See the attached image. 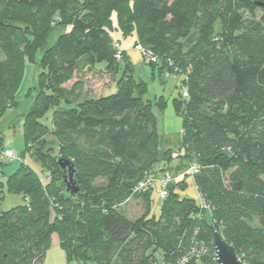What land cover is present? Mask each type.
I'll return each instance as SVG.
<instances>
[{"label": "trees", "instance_id": "16d2710c", "mask_svg": "<svg viewBox=\"0 0 264 264\" xmlns=\"http://www.w3.org/2000/svg\"><path fill=\"white\" fill-rule=\"evenodd\" d=\"M113 32L134 35L133 47L157 58L147 64L161 76L177 74V89L187 86V99L178 92L172 100L179 146L159 152L154 109L166 100L145 97L148 87L132 74L125 49L114 59L112 42L121 40ZM27 62L36 73L20 114L24 151L49 176L21 162L0 181L1 194L5 188L24 200L0 209V264H43L54 238L66 261L79 264H151L156 252L176 261L197 241L207 253L184 264H217L211 226L245 264H264V0H0V119L19 104ZM85 66L118 73L115 92L67 90ZM46 134L58 140L53 150L44 148ZM59 158L72 162L78 191L67 190ZM191 163L207 208L181 194ZM163 171L174 180L155 216L153 188L132 189ZM129 197L146 201L134 220L117 209Z\"/></svg>", "mask_w": 264, "mask_h": 264}, {"label": "rangeland", "instance_id": "374dc122", "mask_svg": "<svg viewBox=\"0 0 264 264\" xmlns=\"http://www.w3.org/2000/svg\"><path fill=\"white\" fill-rule=\"evenodd\" d=\"M260 15V11H257ZM113 37H120L122 44L132 46L135 40L134 35H130L127 38H122L120 33L113 32ZM135 49V48H134ZM141 55V54H140ZM40 56V51L37 52V57ZM131 59V58H130ZM131 59V72L135 78L143 81L147 87L148 92L146 98L153 99L154 97L163 96L166 100L165 107L160 109H154V112L157 116V128L158 134L165 132H175L181 126V116H178L174 110L173 98L178 97V89L174 87V83L177 82L176 78H164L158 73L157 69L147 64L145 58L141 55L139 61H133ZM88 68V67H87ZM34 70V72H33ZM90 72V73H89ZM33 73H36V67L27 62L25 65V72L21 81V85L16 93L19 100L17 107L10 109L6 114L0 119V145L2 147H10L17 151L18 158L11 161H6L4 164H0V170L3 171V174L0 176V181L4 182L8 174L12 173L21 162H24L25 165L29 166L34 172L43 178L47 179L49 172L45 171L40 162H38L30 151H24L26 148L24 134L22 129L21 113L24 112L29 105L28 99L25 98L28 87L32 84ZM82 74H76L75 78H82V86L80 89L77 88L76 93H79V97L84 95H96L100 92L101 89L107 87V85L114 79V74L112 73H102L101 71H96L91 68L87 70H82ZM35 77V74H34ZM73 78L66 82L65 88H68L72 82ZM108 88V87H107ZM115 84L107 89L104 95H108L112 92H115ZM91 92V94H89ZM62 107H66L61 104ZM53 109H49L45 116L43 117V123L47 126L51 125ZM13 122V126H8L9 123ZM43 139L44 148L49 151L53 150L54 146L58 144V140L51 134H46ZM41 141V140H40ZM64 157V156H63ZM47 173V174H46ZM171 173V172H170ZM102 182L101 179L95 181V183ZM158 184L155 183L151 192V204L150 212L151 215L158 216L160 211V197ZM188 196H192V193H187ZM0 209L7 210L15 206L21 205L24 203L21 195L17 193L7 192L5 188L1 194L0 192ZM118 211L123 213L129 219H136L144 214L147 210L146 201L142 197H129L124 202L117 206ZM156 256L159 259L160 252H156ZM43 264H79L74 260L69 262L66 261L65 254L63 249L54 242L51 243V246L46 250Z\"/></svg>", "mask_w": 264, "mask_h": 264}, {"label": "built area", "instance_id": "2783aa9c", "mask_svg": "<svg viewBox=\"0 0 264 264\" xmlns=\"http://www.w3.org/2000/svg\"><path fill=\"white\" fill-rule=\"evenodd\" d=\"M113 47V57L116 61H120L122 59L123 55V48L119 41H113L112 42ZM134 48L145 58L146 62H156L157 58L150 50L145 49L141 45L137 44L134 46ZM171 64V62H170ZM189 69H187V72ZM164 78H177V74H174L172 72H164ZM181 79L187 80V74H180ZM178 92L181 95V97L187 99L188 98V89L187 86L184 84H181L178 88ZM18 158V153L16 150L10 148V147H2L0 145V162H6L11 161L13 159ZM199 167L196 163H191L188 165L187 169L183 171V173H188L189 178L192 179L194 174L197 173ZM1 175V172H0ZM174 180L173 175L170 173V171H163L161 173L160 177H156L150 174H146L140 181L137 182V184L132 189V194L138 193V192H144L149 189H152L154 184L157 183L160 187L159 190V197L162 199L167 194V186L170 182ZM197 200L199 201V206L201 208H207L206 205L202 203L200 200V196L198 194ZM207 253V247L205 243L203 242H191L190 247L188 250L183 253L182 257L176 261L172 260H165L164 258H159L158 260L152 262L151 264H184L186 261L192 258H200L202 255H205Z\"/></svg>", "mask_w": 264, "mask_h": 264}, {"label": "crops", "instance_id": "0c3cea01", "mask_svg": "<svg viewBox=\"0 0 264 264\" xmlns=\"http://www.w3.org/2000/svg\"><path fill=\"white\" fill-rule=\"evenodd\" d=\"M121 45H122V48L125 49L126 54L129 56V58L134 59L133 61H139V59L141 58V55L136 49H134L133 45L132 46H129V45L124 46L122 44V41H121ZM87 69H88L87 66H85L81 70L76 72L73 75V80H72V82L68 88H71L73 86L76 90H77V88H79V90H77V91L80 92L83 79L82 78H75V75L76 74H82L81 73L82 70H87ZM92 69L99 71L98 69H94V68H92ZM103 73H106V72H103ZM117 75H118V73L116 75H114V79L107 85L108 88L105 87V88L101 89L98 94L93 95V96H98V95L105 93V91L107 89H109L112 86V84H115V79H116ZM65 84H64V86H65ZM177 85H178V82L174 83L175 88H177ZM89 94H91V92ZM179 145H180V126H179V129L176 130L175 132H165V133L159 134L158 150L160 153H162L167 148L175 147V146H179ZM157 177H160V175ZM186 183H187V186L181 194L188 196L187 193H190V194L192 193V196H190V197L197 198L198 197V191H197L194 183L192 182V180L190 178H188V179H186ZM159 190H160V187L158 185L157 191H159ZM54 243L57 244L55 238H54Z\"/></svg>", "mask_w": 264, "mask_h": 264}, {"label": "water", "instance_id": "95a60500", "mask_svg": "<svg viewBox=\"0 0 264 264\" xmlns=\"http://www.w3.org/2000/svg\"><path fill=\"white\" fill-rule=\"evenodd\" d=\"M58 163L63 168V172H67L69 180L67 181V190L70 189L72 192L78 191V187L72 182V174L74 171L73 164L70 160L59 158ZM212 242L214 259L217 264H245L239 259L236 254L235 248L232 244L227 242L221 233L211 226Z\"/></svg>", "mask_w": 264, "mask_h": 264}]
</instances>
